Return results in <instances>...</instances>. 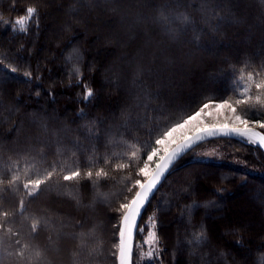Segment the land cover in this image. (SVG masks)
Returning <instances> with one entry per match:
<instances>
[{
    "label": "trees",
    "instance_id": "obj_1",
    "mask_svg": "<svg viewBox=\"0 0 264 264\" xmlns=\"http://www.w3.org/2000/svg\"><path fill=\"white\" fill-rule=\"evenodd\" d=\"M27 7L38 29L33 17L27 34L12 31ZM0 16V264H117L118 209L155 139L203 103L243 99L234 78L264 79V0H0ZM250 95L264 120L261 94ZM230 143L264 171L259 147ZM77 167L81 178L63 181ZM54 169L29 197L24 183ZM150 216L156 264H264V174L183 157L138 228ZM201 229L206 240L191 245Z\"/></svg>",
    "mask_w": 264,
    "mask_h": 264
},
{
    "label": "snow or ice",
    "instance_id": "obj_2",
    "mask_svg": "<svg viewBox=\"0 0 264 264\" xmlns=\"http://www.w3.org/2000/svg\"><path fill=\"white\" fill-rule=\"evenodd\" d=\"M33 17H36V27H39L37 9L34 7H27L25 14L20 15L13 24L12 31H19L20 33L27 34L28 25ZM2 20V16H0ZM5 24L12 23L4 21ZM72 59V55L69 56V60ZM11 72L16 73L17 69L12 68ZM72 72L77 75V86L83 84L84 92L82 100L84 103L90 102L94 96L93 89L83 82L80 68L73 64ZM253 73H249L245 79L241 76L239 79L234 78L236 87L241 89L240 95L243 99H236L234 102L229 99L220 98V102L203 103L198 107V110L193 111L191 115H188L186 119L181 122L173 123L171 127H168L166 131H163L159 138L155 139V146L151 147L150 151L146 152V158L143 161V166L139 167L138 175L144 177L136 179L134 182V188L136 189L134 196L127 203H121L118 211L123 210L121 222L114 227L119 228V254L117 256L118 264H128L131 257V245L128 243L127 237H130L133 230H139L143 232L142 228H138L137 221L142 217L154 192L158 190L159 185L167 178L171 172L176 170L177 162L189 152L200 146L202 143L207 142L214 138H232L237 137L244 143H250L254 147L264 148V120L255 119L258 114L255 107L252 105L253 97L250 95V90L255 87L258 93L264 95V79L256 81ZM24 77L30 80L31 73L25 72ZM235 89H233L234 91ZM261 95L255 97L257 104L264 106V100L261 99ZM245 106L242 112L238 111L237 106ZM221 113H223V119H221ZM83 113L81 112V115ZM205 115L216 117V122L207 123L203 118ZM258 125L259 131L254 130L251 125ZM190 126V127H189ZM185 130L179 137L175 134L180 130ZM163 153L162 155H158ZM135 156V153H133ZM194 161L203 162L204 159H211L207 157L194 156ZM155 162V167L150 170V163ZM126 167L124 164L117 165V170ZM55 169L49 171L43 178L29 179L24 183L23 188L27 190V194L31 198H35L43 191L42 185L47 186L51 181ZM87 178L91 179L93 173L89 170L83 174ZM97 180L102 177H107V173L103 170H98L95 173ZM82 176V173L77 167L75 170H70L67 174H64L62 179L65 182L78 181ZM18 179V178H17ZM15 183V180L11 181ZM132 189H129L131 191ZM223 189L217 191V196H223ZM23 203V202H22ZM215 203V202H213ZM199 207L198 205L188 206L189 212ZM7 216V213H4ZM150 229L149 239L144 243L150 247H155L158 238L156 235V219L155 216L149 218ZM37 225L33 224L32 231L35 233ZM206 240V235L203 229L199 233L193 234V239L189 243L193 246L202 244ZM239 243V242H237ZM159 249L149 251L145 254L147 260L152 262L158 257Z\"/></svg>",
    "mask_w": 264,
    "mask_h": 264
},
{
    "label": "rangeland",
    "instance_id": "obj_3",
    "mask_svg": "<svg viewBox=\"0 0 264 264\" xmlns=\"http://www.w3.org/2000/svg\"><path fill=\"white\" fill-rule=\"evenodd\" d=\"M203 118L206 120L207 123L216 122L215 116L209 117L205 115ZM221 119H223V113H221ZM251 126H254L257 129H259L258 125L256 124H252ZM184 131L185 130L182 129L178 131L175 135L179 137L181 133ZM230 140L232 139H217V140L205 142L201 144L200 146L196 147L194 151L184 156V159L194 161L192 159L194 156L207 157L211 159H204L203 161L226 163L230 165L232 168H235L237 170H244L246 173H249V174H264V171L259 170L256 167L247 165L245 160L238 156V154H240V149L234 148L232 144L230 143ZM162 154L163 153H159L158 155H162ZM154 167H155V162H151L150 170ZM150 217H153V216H150ZM149 218L146 220L144 225L141 227L143 229V232H141V239L138 240L135 246V249L133 247L134 249L133 253L135 254L134 264H150L145 254L149 251H154L156 248H158L160 251H159L158 257L152 262V264H156L160 260L161 248H160L159 242L157 241L155 247H150L149 245H146L144 243L145 240L149 239V229H150Z\"/></svg>",
    "mask_w": 264,
    "mask_h": 264
},
{
    "label": "water",
    "instance_id": "obj_4",
    "mask_svg": "<svg viewBox=\"0 0 264 264\" xmlns=\"http://www.w3.org/2000/svg\"><path fill=\"white\" fill-rule=\"evenodd\" d=\"M254 130H257V131H259V129H257L256 127H254V126H251ZM234 138H237V137H232V138H225V137H220V138H214V139H210V140H208V141H212V140H217V139H234ZM207 141V142H208ZM205 143V142H204ZM203 144V143H202ZM260 150L263 152V154H264V148H260ZM180 161V160H179ZM178 161V162H179ZM177 162V163H178ZM164 181V180H163ZM162 184V183H161ZM160 184V185H161ZM160 185H159V187H160ZM158 187V188H159ZM157 191V190H156ZM155 191V192H156ZM155 192H154V194H155ZM153 197V196H152ZM148 205V204H147ZM147 207V206H146ZM146 209V208H145ZM144 212H145V210L143 211V214H144ZM143 214H142V216H143ZM142 218V217H141ZM141 218H139L138 219V221H137V224H138V227H139V224H140V221H141ZM138 230V229H137ZM137 230H133V232H132V234H131V236L130 237H127V239H128V243L131 245V257H130V260L128 261V264H132V257H133V247H134V242H135V237H136V233H137ZM118 242H120V237L118 238ZM118 246H119V243H118ZM118 254H119V247H118ZM118 254H117V256H118ZM117 264H118V260H117Z\"/></svg>",
    "mask_w": 264,
    "mask_h": 264
}]
</instances>
